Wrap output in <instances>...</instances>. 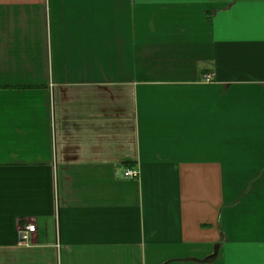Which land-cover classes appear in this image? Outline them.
<instances>
[{
    "label": "crops",
    "instance_id": "crops-1",
    "mask_svg": "<svg viewBox=\"0 0 264 264\" xmlns=\"http://www.w3.org/2000/svg\"><path fill=\"white\" fill-rule=\"evenodd\" d=\"M0 264H264V0H0Z\"/></svg>",
    "mask_w": 264,
    "mask_h": 264
},
{
    "label": "built area",
    "instance_id": "built-area-1",
    "mask_svg": "<svg viewBox=\"0 0 264 264\" xmlns=\"http://www.w3.org/2000/svg\"><path fill=\"white\" fill-rule=\"evenodd\" d=\"M124 177L129 179H137L139 177V170L127 168L124 171ZM37 231V225L34 223L28 224L23 227L19 232V242L27 243L31 236Z\"/></svg>",
    "mask_w": 264,
    "mask_h": 264
}]
</instances>
